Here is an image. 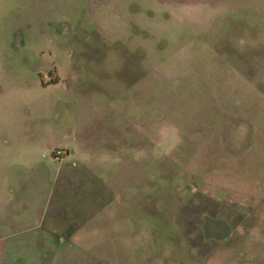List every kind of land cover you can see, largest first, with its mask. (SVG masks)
Here are the masks:
<instances>
[{"label": "rangeland", "instance_id": "374dc122", "mask_svg": "<svg viewBox=\"0 0 264 264\" xmlns=\"http://www.w3.org/2000/svg\"><path fill=\"white\" fill-rule=\"evenodd\" d=\"M24 210L43 264H264V0H0Z\"/></svg>", "mask_w": 264, "mask_h": 264}, {"label": "crops", "instance_id": "0c3cea01", "mask_svg": "<svg viewBox=\"0 0 264 264\" xmlns=\"http://www.w3.org/2000/svg\"><path fill=\"white\" fill-rule=\"evenodd\" d=\"M22 219L12 217L0 219V264H43L39 248L48 245L42 240L39 229L27 220V210ZM22 212V214L24 213ZM45 264H49L46 262Z\"/></svg>", "mask_w": 264, "mask_h": 264}]
</instances>
